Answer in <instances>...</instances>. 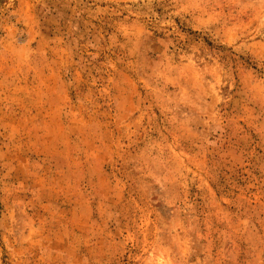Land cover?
Instances as JSON below:
<instances>
[{"label":"rangeland","instance_id":"1","mask_svg":"<svg viewBox=\"0 0 264 264\" xmlns=\"http://www.w3.org/2000/svg\"><path fill=\"white\" fill-rule=\"evenodd\" d=\"M0 264H264V0H0Z\"/></svg>","mask_w":264,"mask_h":264}]
</instances>
